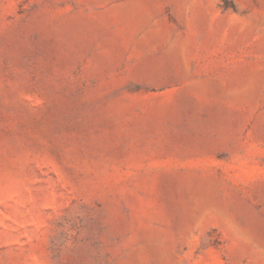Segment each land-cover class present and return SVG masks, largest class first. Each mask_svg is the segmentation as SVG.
<instances>
[{"label": "rangeland", "instance_id": "obj_1", "mask_svg": "<svg viewBox=\"0 0 264 264\" xmlns=\"http://www.w3.org/2000/svg\"><path fill=\"white\" fill-rule=\"evenodd\" d=\"M0 264H264V0H0Z\"/></svg>", "mask_w": 264, "mask_h": 264}]
</instances>
